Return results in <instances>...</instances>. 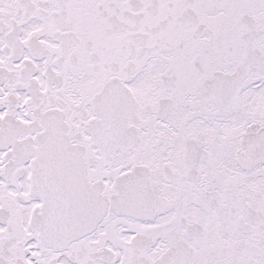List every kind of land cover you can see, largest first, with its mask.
<instances>
[{"label": "snow or ice", "instance_id": "obj_1", "mask_svg": "<svg viewBox=\"0 0 264 264\" xmlns=\"http://www.w3.org/2000/svg\"><path fill=\"white\" fill-rule=\"evenodd\" d=\"M0 264H264V0H0Z\"/></svg>", "mask_w": 264, "mask_h": 264}]
</instances>
